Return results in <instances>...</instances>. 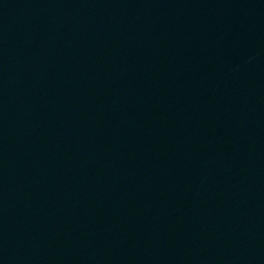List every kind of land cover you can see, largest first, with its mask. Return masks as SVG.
Masks as SVG:
<instances>
[{
    "label": "water",
    "instance_id": "1",
    "mask_svg": "<svg viewBox=\"0 0 264 264\" xmlns=\"http://www.w3.org/2000/svg\"><path fill=\"white\" fill-rule=\"evenodd\" d=\"M0 264H264V0H0Z\"/></svg>",
    "mask_w": 264,
    "mask_h": 264
}]
</instances>
